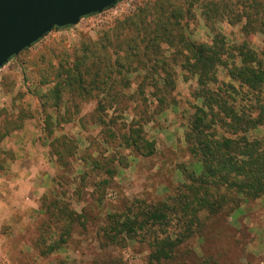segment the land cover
Returning a JSON list of instances; mask_svg holds the SVG:
<instances>
[{"label": "trees", "instance_id": "obj_1", "mask_svg": "<svg viewBox=\"0 0 264 264\" xmlns=\"http://www.w3.org/2000/svg\"><path fill=\"white\" fill-rule=\"evenodd\" d=\"M199 19L208 40L193 37ZM222 25L238 26L239 35L229 39ZM44 41L10 58L20 64L22 87L12 71L1 81L12 97L0 108V175L15 159L4 140L35 118L59 170L60 189L42 195L34 250L48 258L66 248L76 226L92 225L101 247L147 244L150 264H191L182 246L199 234L212 251L204 261L225 264L226 216L264 196V0H146L95 37ZM182 82L190 88L184 139L192 168L179 166L182 181L163 199L105 211L106 191L133 152L157 153L147 125L179 110ZM90 101L94 109L83 114ZM72 123L99 129L84 154L65 131ZM73 184L81 211L66 198Z\"/></svg>", "mask_w": 264, "mask_h": 264}, {"label": "rangeland", "instance_id": "obj_2", "mask_svg": "<svg viewBox=\"0 0 264 264\" xmlns=\"http://www.w3.org/2000/svg\"><path fill=\"white\" fill-rule=\"evenodd\" d=\"M144 1L146 0H120L102 12L82 17L70 28L52 30L43 37L44 42L60 38L65 40V45H69L78 41L82 35L95 37L102 27L133 11ZM193 27L195 39H210V32L202 20L199 19L198 24H193ZM222 29L229 35V39H233L232 32L237 35L240 33L238 26L222 25ZM43 43L35 45L33 50H38ZM28 57L24 55L22 58ZM10 71L17 81L16 89L22 87L20 64L10 60L0 69V108L12 97L1 86L3 73ZM189 91V84L180 83L179 97L183 102L179 110H167L157 121L147 125L148 136L156 140L158 151L152 157H143L133 152L130 165L118 169L117 176L106 191L105 211H122L135 198L147 202L163 199L182 181L179 166L183 164L192 168L194 159L187 151L184 139V113L188 106L186 99ZM95 104L94 101L85 104L83 114L91 112ZM40 125L39 118L28 120L23 130L13 133L2 144L5 149L14 151L15 159L7 163L5 171L0 175V256L8 258L10 264H150V249L147 244L130 241L125 247H101L92 225L87 229L76 226L66 248L48 258L39 256L30 245L29 239L40 218L38 211L42 195L50 193L53 187L60 189L53 180L59 170ZM65 131L78 137L81 154H84L99 129L83 130L77 123H72L65 126ZM88 149L92 153L94 144ZM200 166L198 163V171ZM75 187V184L69 186L66 198L76 210L81 211L85 201H78V196L74 194ZM226 219L232 225V230L224 242L230 241V246L226 249L228 257L225 264H264V196L244 202L240 209L227 215ZM201 240L200 235L195 234L182 248L191 249L188 257L191 264H212L204 261L205 257L208 259L211 256L212 251Z\"/></svg>", "mask_w": 264, "mask_h": 264}, {"label": "water", "instance_id": "obj_3", "mask_svg": "<svg viewBox=\"0 0 264 264\" xmlns=\"http://www.w3.org/2000/svg\"><path fill=\"white\" fill-rule=\"evenodd\" d=\"M120 0H0V69L55 26L77 24Z\"/></svg>", "mask_w": 264, "mask_h": 264}, {"label": "built area", "instance_id": "obj_4", "mask_svg": "<svg viewBox=\"0 0 264 264\" xmlns=\"http://www.w3.org/2000/svg\"><path fill=\"white\" fill-rule=\"evenodd\" d=\"M0 264H10V261L8 260V258L0 256Z\"/></svg>", "mask_w": 264, "mask_h": 264}]
</instances>
